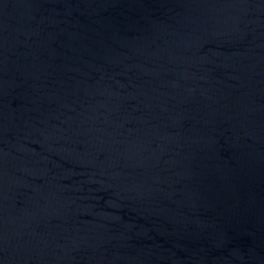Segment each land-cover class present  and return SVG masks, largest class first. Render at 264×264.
Here are the masks:
<instances>
[{"label": "water", "instance_id": "1", "mask_svg": "<svg viewBox=\"0 0 264 264\" xmlns=\"http://www.w3.org/2000/svg\"><path fill=\"white\" fill-rule=\"evenodd\" d=\"M0 264H264V0H0Z\"/></svg>", "mask_w": 264, "mask_h": 264}]
</instances>
